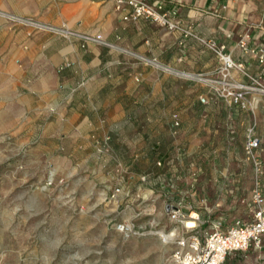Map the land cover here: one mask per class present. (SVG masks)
I'll use <instances>...</instances> for the list:
<instances>
[{"label":"rangeland","instance_id":"1","mask_svg":"<svg viewBox=\"0 0 264 264\" xmlns=\"http://www.w3.org/2000/svg\"><path fill=\"white\" fill-rule=\"evenodd\" d=\"M2 14L9 27L27 25ZM25 77H10L0 62V264H175L172 240L184 229L170 218L172 205L198 214L200 233L212 222L248 217L256 176L243 145L252 128L264 162V103L232 129L220 127L217 113L209 130L170 137L154 161L155 182L146 167L120 166L117 150L104 162L91 146L61 142L24 93ZM136 173V181L123 182ZM259 183L264 188V174ZM120 221L138 233L123 235L114 227ZM220 264H264V234Z\"/></svg>","mask_w":264,"mask_h":264},{"label":"crops","instance_id":"2","mask_svg":"<svg viewBox=\"0 0 264 264\" xmlns=\"http://www.w3.org/2000/svg\"><path fill=\"white\" fill-rule=\"evenodd\" d=\"M162 1L175 12L177 28L143 18L123 19L129 7L117 10L113 0H0V62L10 77L26 76L24 93L35 99V112L52 128L50 133L59 135L61 142L69 139L80 148L91 146L104 162L111 156L107 151L117 150L120 166L129 162L146 167V175L155 182L161 171L154 161L170 137L209 130L208 122L217 113L220 127L232 129L244 123V112L264 103L260 96L251 108L233 105L195 77L211 75L218 66L208 40L224 44L246 72L264 73L257 54L238 44L239 36L248 32L247 46L264 48V0ZM2 12L98 32L121 49L95 43L81 46L77 38L29 24L12 28ZM130 52L156 63H145ZM233 73L238 80L247 79ZM201 95L205 103L199 100ZM139 175H122V180L129 184Z\"/></svg>","mask_w":264,"mask_h":264},{"label":"built area","instance_id":"3","mask_svg":"<svg viewBox=\"0 0 264 264\" xmlns=\"http://www.w3.org/2000/svg\"><path fill=\"white\" fill-rule=\"evenodd\" d=\"M113 1L117 10H121L125 6L129 7V10L123 14V19L143 18L168 29L178 27L176 20H174L175 12L167 9L162 0ZM23 21L58 36L77 38L81 46L95 43L120 48L98 32H85L64 24L43 23L26 18ZM248 37V32L242 33L238 39L239 46L243 50L248 49L250 52L256 53L258 63H264V48H249L246 43ZM206 43L214 50L219 63L213 74H196L195 77L205 82L218 97L241 108H251L257 103L260 96H264V73L246 72L243 63L233 59L231 54L225 50L224 44H219L213 40H208ZM130 53L145 63H156L153 58ZM65 64L68 65L69 63L66 62ZM234 71L244 74L247 79L245 81L236 79ZM199 100L205 102V96L201 95ZM178 124L179 121L175 119L174 125L177 126ZM108 139L109 136H106L105 141ZM243 148L256 176L250 191V213L248 217L234 218L226 226H222L220 222H212L208 229L200 233L197 230V226L200 224L198 214L189 213L186 216L179 205H172L169 208V216L172 220L181 223L184 229L182 234L175 235L172 240L174 245L170 258L175 264H220L228 252L245 249L251 242L258 240L264 234V188L259 183L261 175L264 174V162H262L259 154L260 138L252 128L248 129ZM156 163L160 164V160H157ZM145 177V175L140 176L141 179H145ZM118 192L119 187H115L111 196H115ZM189 219L193 222L191 226H187ZM114 227L123 235L138 233L131 222L120 221L115 223Z\"/></svg>","mask_w":264,"mask_h":264},{"label":"bare ground","instance_id":"4","mask_svg":"<svg viewBox=\"0 0 264 264\" xmlns=\"http://www.w3.org/2000/svg\"><path fill=\"white\" fill-rule=\"evenodd\" d=\"M191 214H195V212H193L192 211V213ZM193 224V222H192V220H187V226H191ZM162 233V236L164 237V238H168L171 234H173V232H171V233H164V232H161Z\"/></svg>","mask_w":264,"mask_h":264}]
</instances>
